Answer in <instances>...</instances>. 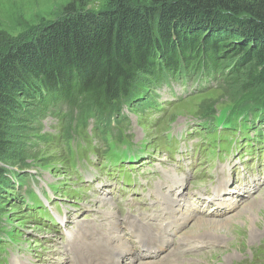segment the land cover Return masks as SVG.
I'll return each instance as SVG.
<instances>
[{
	"label": "trees",
	"instance_id": "16d2710c",
	"mask_svg": "<svg viewBox=\"0 0 264 264\" xmlns=\"http://www.w3.org/2000/svg\"><path fill=\"white\" fill-rule=\"evenodd\" d=\"M136 2L110 0V8L97 12L69 10L28 42L0 38V161L14 144L11 129L21 126L7 123L31 116L28 105L45 113L62 99L80 116L104 114L107 121L124 102L144 112V91L163 71H216L224 68L219 65L228 52L240 51L229 55L226 75L235 74V83L243 85L229 104L244 98L264 102V0ZM143 79L149 83L141 85ZM5 166L12 165L0 167V194L10 186Z\"/></svg>",
	"mask_w": 264,
	"mask_h": 264
},
{
	"label": "rangeland",
	"instance_id": "374dc122",
	"mask_svg": "<svg viewBox=\"0 0 264 264\" xmlns=\"http://www.w3.org/2000/svg\"><path fill=\"white\" fill-rule=\"evenodd\" d=\"M135 1H137L136 4L141 6L151 2V0ZM109 2L110 0H0V38L2 42H13L15 45L16 43L28 42L39 36L44 27L51 21L65 17L69 10L103 11L110 8ZM239 52L224 54L219 66L224 67L222 69L226 72V68L232 59L228 58L229 55L234 57ZM191 55L197 58L199 53ZM243 74H245V71ZM223 78L216 88L180 100L176 103L179 104L178 106H175V104V107H171L163 116L140 111L138 113V124L135 123V117L131 116L128 132L133 134L132 138L135 141H147L146 144H157L159 138L163 135L162 132L172 123L175 133L186 132L187 119L197 117L202 110V106L212 105L210 108L214 109L240 97L236 92L243 85L242 82L235 83L236 75L234 74V77L233 75L230 77L229 73L226 76L223 75ZM145 83L148 84L149 79H143L141 85ZM138 85L137 89L140 88V85ZM191 87L192 85L188 84L186 89L183 90L181 84L173 82V88L170 90L163 85L157 89L159 100L171 101L173 98L180 96V94L190 91ZM136 96L141 99L140 94H136ZM27 108H33L34 111L31 116L20 114V119L17 122L7 123V126L10 124L21 126L11 129L10 140L14 141V144L8 150L5 159L0 161V165L3 166L8 163L12 166L26 168V172L37 174L39 183L30 180L28 186L34 188L39 196H42L41 193L45 195L43 193L45 189L54 201L57 200L47 186L56 187V195L60 196V200H67L63 203V207L66 208V211L65 209L63 210V214L66 215L65 219H67L66 228H74L75 232L72 234V238L68 239L65 237V232L58 227L53 226L50 230L39 223L33 222L31 217L26 215L22 204L11 199L6 192L1 190L3 194H0V221L12 231L18 242L15 245L16 247H14L19 249L18 251L12 248L8 249L7 264H29L27 260H30V257L26 254V251L32 257V264H72L69 258L79 250L78 247L73 245V237L82 231H86L87 228L85 226H92V221L101 223L105 228L111 226L120 228L123 225L127 209L122 203L118 202L117 197L111 200L103 190L95 193L92 187H87L78 181V173L87 170L100 171V168L86 163L84 159L77 161L76 172L68 168V163L72 158L67 157L63 151L65 145L62 144L61 149L58 145H55L51 135H49L57 131L55 118L50 114L45 116L46 112H41L39 106L28 105ZM36 116H39L40 119L37 123ZM22 118L26 120H22ZM206 137L213 142L217 139V132H209ZM166 140H172L169 132L166 134ZM216 146L221 153L226 151L223 143L218 141ZM182 150L183 154L180 157L176 154L178 159L175 162L169 157L167 152L163 153L162 155L165 157L164 160H167L168 166L154 168L155 173L161 179H167L169 175L177 172L187 179L185 187L190 188V190H200L202 186L205 188L206 182L195 185L191 181L189 184L188 178L193 180L194 174L202 169L200 164L208 163L202 169L204 175L198 176L200 181H204L206 174L210 170L213 171L215 169V165L211 167V162L221 160V155L215 150L214 145L203 148L200 144H195L193 158L200 163L193 164L185 157L187 150L184 148ZM121 155L122 153H118L117 157ZM252 159H254V163H251ZM225 160L229 163V169L215 172L216 178H229L230 186H233L234 175L240 176L243 173L255 174L256 180L252 183L253 193L249 196L246 192V187L243 189V196H239L237 201V209L234 208L222 217L221 221L225 226L214 228V230L217 229L216 231L209 230L207 233L203 230L195 232L196 234L189 233L193 229L194 221L200 219L195 213H192V215L196 218L191 220V222L177 223L176 227L180 226V229H186L178 237L181 238L180 240L178 239L179 241L187 239L204 240L199 243L203 244V247L182 256L178 260L182 264H253L257 258H264V154L247 153L239 160L232 153L226 155ZM106 161L112 165L116 172L122 171L125 173L126 183H134V164H130L131 169L128 170L124 167L126 161L123 159L108 155ZM150 168L151 166L145 167L144 172H149ZM248 168L254 171H250ZM176 183L177 180L172 184L176 185ZM102 196L108 197L115 207L108 209L106 204H101ZM183 198L187 202L186 197L184 196ZM74 201H77V203ZM253 202L260 205L256 209L258 215L257 217L255 216L256 218L252 216V220L245 224L246 220L240 216L241 213L238 211L244 204L250 203L251 205ZM75 205L90 208V211H81L76 209ZM51 206L52 208L55 207L54 204H51ZM42 209L41 207L38 210L42 211ZM109 210H117V212L109 213ZM39 215H41L39 211L33 212V216ZM176 216L182 218L183 213L180 211ZM201 219L217 220L219 218L204 216ZM74 221L78 223L77 226ZM212 239L219 240V246L205 245L206 241ZM121 242H123V239H121ZM174 242L173 240V242L169 243L170 247L174 246ZM195 245H198V243H195ZM20 248L23 249L21 250ZM126 256L128 257L127 254ZM124 257L125 255L121 256L122 264H132L126 261Z\"/></svg>",
	"mask_w": 264,
	"mask_h": 264
},
{
	"label": "bare ground",
	"instance_id": "6f19581e",
	"mask_svg": "<svg viewBox=\"0 0 264 264\" xmlns=\"http://www.w3.org/2000/svg\"><path fill=\"white\" fill-rule=\"evenodd\" d=\"M178 105L179 104H176L175 106H178ZM175 106H173V108ZM176 175L178 176L177 172H176ZM239 196H240V194L238 192H234V191L229 192L228 191L227 184L225 181H220L219 184L214 188V194H213L212 200L217 204V207L220 210L226 211V210L233 207L232 199L234 200L235 206H236L235 208L237 209V206H238L237 201H238ZM102 197H103V199L101 200V202H102L101 204H103V205L106 204L108 209H112L115 207L111 203V201L108 199V197H106V196H102ZM171 200L174 201L177 205H182V206L187 205V202H186V200H184L183 195H180L178 197H172ZM259 206L260 205L253 202L251 205H250V203H248L246 205L244 204L240 208V210L238 212L241 213L240 216H242L243 219L246 220L245 224H247V222L249 220H252L253 217H255V216L257 217L258 213H257L256 209ZM116 212H117V210H111V211L109 210V213H116ZM183 213H184V215L182 216V218L177 219V222L180 224H182L183 222H186V221L191 222V220L196 218L192 215V212L184 211ZM199 218L200 219L194 221L193 229H191L189 233L196 234L195 232H199V231H203V230L208 233L209 230L216 231L217 229L214 230V228L225 226L221 221L223 218L217 219V220L216 219H201L202 217H199ZM185 230L181 229L180 231H178L177 237H179L180 234L183 233ZM185 234H187V233L185 232ZM183 236H184V234H183ZM197 237H201V236H197ZM111 239H112V237H110V236L95 237V236L88 233V234L80 236L76 242L80 246L84 247L88 251V253L90 254V256L92 258H96V259L101 260V264H117L115 259L108 260L105 257V255L107 254V252L109 250V242ZM178 239L180 240L181 238H178ZM141 240H143V239H141ZM187 240H189V239H187ZM198 240H200V239H198ZM202 241L203 240H200L197 242H202ZM125 245L127 248H129L127 243H125ZM142 246L145 247L146 254H148V255L155 254L160 249H162L161 244L151 246L150 241L143 242ZM121 255H122V252L118 253L117 258H116V260H119L120 264H122ZM141 255H144V253H142ZM125 257H127V256H125Z\"/></svg>",
	"mask_w": 264,
	"mask_h": 264
}]
</instances>
